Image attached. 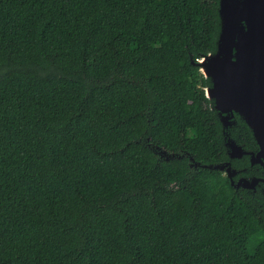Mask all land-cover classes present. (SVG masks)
Instances as JSON below:
<instances>
[{
	"label": "trees",
	"instance_id": "trees-1",
	"mask_svg": "<svg viewBox=\"0 0 264 264\" xmlns=\"http://www.w3.org/2000/svg\"><path fill=\"white\" fill-rule=\"evenodd\" d=\"M218 32V0H0V264H264V193L202 166L264 175L194 63Z\"/></svg>",
	"mask_w": 264,
	"mask_h": 264
},
{
	"label": "water",
	"instance_id": "water-1",
	"mask_svg": "<svg viewBox=\"0 0 264 264\" xmlns=\"http://www.w3.org/2000/svg\"><path fill=\"white\" fill-rule=\"evenodd\" d=\"M218 15L215 50L194 63L209 79L205 94L214 102L223 133L236 123L238 116L250 128L258 145L257 151H249L225 135L224 145L229 158L247 155L250 165H263L264 0H218ZM202 166L222 170L235 187L254 191L264 182L263 177L254 175H242L235 181L233 176L240 170L233 168L230 161ZM261 190L264 193V188Z\"/></svg>",
	"mask_w": 264,
	"mask_h": 264
},
{
	"label": "flooded vegetation",
	"instance_id": "flooded-vegetation-1",
	"mask_svg": "<svg viewBox=\"0 0 264 264\" xmlns=\"http://www.w3.org/2000/svg\"><path fill=\"white\" fill-rule=\"evenodd\" d=\"M239 145H240V144H239ZM256 164H259V163H256ZM253 165H254V164H253ZM261 165H262V164H261ZM237 174H238V173H237ZM253 175H254V174H253ZM254 176H257V177H263L264 175H254ZM239 177H240V176H239ZM239 177H238V178H239ZM263 178H264V177H263ZM261 183H264V182H261ZM258 188L261 189V188H263V187H262V185H261V186L258 187ZM256 189H257V188H255L254 190H256Z\"/></svg>",
	"mask_w": 264,
	"mask_h": 264
}]
</instances>
